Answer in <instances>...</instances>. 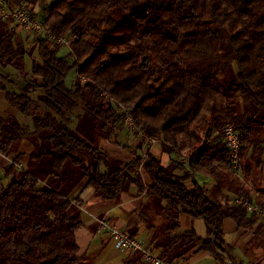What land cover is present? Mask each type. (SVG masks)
I'll return each instance as SVG.
<instances>
[{
    "label": "trees",
    "instance_id": "16d2710c",
    "mask_svg": "<svg viewBox=\"0 0 264 264\" xmlns=\"http://www.w3.org/2000/svg\"><path fill=\"white\" fill-rule=\"evenodd\" d=\"M16 9L39 20L44 33L32 39L1 18ZM23 75L32 80L18 90ZM1 94L32 125L0 114V154L25 139L35 149L26 168L4 167L10 182L0 192V264H88L77 244L83 220L69 214L75 192L93 188L103 201H116L130 185L144 190L141 170L148 194L162 202L157 226L142 213L158 257L174 263L209 253L226 263V220L251 234L245 251L254 264L264 256V220L233 201L243 194L264 208V189L254 184L264 168V0H0ZM80 110L134 159L111 169L109 155L71 127ZM227 126L241 138L239 175ZM136 137L139 149L154 141L168 165L157 153L131 149ZM24 156L13 159L19 164ZM69 167L81 171L77 182ZM197 175L209 181L200 184ZM182 213L203 219L208 237L183 232ZM126 264L145 263L136 254Z\"/></svg>",
    "mask_w": 264,
    "mask_h": 264
},
{
    "label": "crops",
    "instance_id": "0c3cea01",
    "mask_svg": "<svg viewBox=\"0 0 264 264\" xmlns=\"http://www.w3.org/2000/svg\"><path fill=\"white\" fill-rule=\"evenodd\" d=\"M140 140L141 137L132 138V140H130L133 141L135 145L134 150H138L139 155L148 152L157 153L161 155L163 164L168 165L170 162V156L168 154L161 153L160 147L157 144L151 145V142H149L147 145L139 149L141 146ZM125 142L126 141L123 140L122 143L126 144ZM106 150L107 152H104L109 156L123 159L120 163L121 166H124L135 157L133 154L126 153L128 150L112 143L107 145ZM30 153L31 151L27 152V154ZM19 155L20 154H10L8 156H3L0 154V160L2 161L1 164L5 163L4 165H6V158H13ZM21 163L24 168L27 167L26 164L23 162ZM141 173H143L142 170ZM143 179L144 190L142 191L141 187L137 185L128 186L121 193V200L119 204L103 201L102 198L96 194V191L93 188L87 189L82 194H79L78 191L75 192L74 196H76V201L71 206L69 214L72 217L80 216L83 220L84 225L77 232V244L79 246V255L85 256L88 260V264H126L127 261L134 258L136 254H138L117 250L107 232L101 228L102 221L116 225L124 231L133 230L131 231L132 234L135 233L136 237L144 241L147 246L149 241H153V235L149 233L151 232L149 231V227L151 226L146 223L147 218H144L142 213H148L152 217H155L154 220L151 218L150 223L152 222L151 224L157 226V222L160 221L161 218H157L156 215L162 208V202L148 194L147 184L149 183V178L143 174ZM195 179L200 184H204L209 181L208 178L202 175H197ZM9 182L10 178H6V176L2 174L0 177V192L6 185L9 184ZM187 184L190 187L192 186L191 182H188ZM209 186L214 187L215 184L209 183L208 187ZM180 224L183 232L194 230L199 237H208L207 227L203 219L193 218L188 214L182 213L180 215ZM223 229L228 252L225 256L226 263L254 264L255 259L250 258L248 253L245 251V248L251 238V234L245 233L243 230H239L235 222L232 220H226ZM263 258L264 256L261 255V259ZM177 263L226 264L221 263L209 253H199Z\"/></svg>",
    "mask_w": 264,
    "mask_h": 264
},
{
    "label": "built area",
    "instance_id": "2783aa9c",
    "mask_svg": "<svg viewBox=\"0 0 264 264\" xmlns=\"http://www.w3.org/2000/svg\"><path fill=\"white\" fill-rule=\"evenodd\" d=\"M2 19L12 18L17 26H20L24 32L32 33L36 35H42L44 33V27L39 20L32 19L31 16L25 9H16L11 12L2 11ZM50 38L58 43H64V40L58 39L54 35H50ZM128 126L133 125L131 118L127 119ZM224 140L228 147L232 151L231 168L235 174H240V149H241V138L232 126H227L224 129ZM155 142H151V144ZM6 165H16L19 170L24 168L22 163L16 164L13 158H6ZM5 165V166H6ZM0 166V177L4 172V167ZM234 203L237 206L244 208L248 213L255 214L261 220H264V208L258 204H254L245 195L239 194L234 197ZM101 228H103L110 239L112 240L115 248L119 251H127L132 253H139L142 261L145 264H178L177 262H169L167 260L158 257L147 244L137 237H132L126 231L120 229L116 225L109 224L106 221L101 222ZM226 264H232L230 262Z\"/></svg>",
    "mask_w": 264,
    "mask_h": 264
},
{
    "label": "rangeland",
    "instance_id": "374dc122",
    "mask_svg": "<svg viewBox=\"0 0 264 264\" xmlns=\"http://www.w3.org/2000/svg\"><path fill=\"white\" fill-rule=\"evenodd\" d=\"M22 30V29H21ZM24 36H27V34H32V33H27L24 32L23 33ZM34 34H32L31 38L33 39ZM65 46L63 47L62 51H61V55H66L69 52V46L67 44H64ZM32 64V59L30 56L26 57L25 60V66L27 67V70L29 69L30 65ZM29 75V73H27ZM26 76V75H25ZM22 78V79H21ZM20 78V83L16 85V89L20 90L21 87L23 86V81L31 82L32 78L31 77H27L25 78L24 75L23 77ZM25 78V79H24ZM72 79L73 76H71L69 78V84L72 83ZM25 85V84H24ZM15 89V88H14ZM13 91V93H22V91H17V90H11ZM42 93V92H39ZM1 98L2 96H4V94L0 95ZM33 99H36V95H31ZM0 114L1 115H8L9 117H15L20 123L31 126L32 125V119L31 118H27L24 115H22V113L13 107H10L8 105L7 102L4 101V103L2 104L0 101ZM79 114H82V117L79 119H75L76 116H78ZM73 122L71 124V127L83 138L85 139L92 147L95 148H99L105 152H107L106 147L107 145L110 143L108 141V138L106 136V134L104 133V131L102 130V124L98 121H96L93 117H91L90 115L86 114L84 111L80 110L77 113L73 114ZM128 146L131 149L135 148V145L133 143V141H129V143H127ZM151 145H154V143H152ZM35 149V146L32 142L31 139H25L23 141H20L18 144L15 145L14 149L12 150V152L10 153L11 155H15V154H25L26 156H24L22 162L24 164H26L28 162V158H27V152L29 151H33ZM126 153L131 154V151H126ZM109 167L111 169H115L117 168L121 161H123V159H119L116 157H112L109 156ZM2 163V161L0 160V164ZM5 163L1 164L4 165ZM0 165V166H1ZM5 166V165H4ZM50 167V159L49 158H44L42 163H41V170L43 171H47ZM68 173L73 175V181L77 182L79 180V178L81 177V171L78 168H74V167H69L68 169ZM144 174V173H142ZM145 175V174H144ZM143 177V176H142ZM254 184L256 186H258V188H263L264 189V168L262 170L259 171V175L257 176V178L254 180ZM257 188V189H258ZM256 190V189H255ZM257 193V192H255ZM254 198L256 196V194L253 195ZM120 198L116 201H111V203H116L119 204L120 203ZM110 203V202H108ZM131 231L133 230H126V232L128 234L131 235ZM137 255H140L139 253ZM258 261V262H257ZM257 264H264V258H258L257 260Z\"/></svg>",
    "mask_w": 264,
    "mask_h": 264
}]
</instances>
